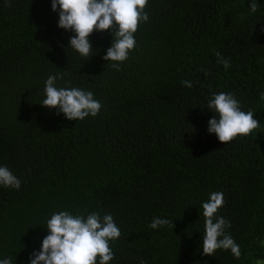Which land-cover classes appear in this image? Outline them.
I'll list each match as a JSON object with an SVG mask.
<instances>
[{
  "label": "trees",
  "instance_id": "obj_1",
  "mask_svg": "<svg viewBox=\"0 0 264 264\" xmlns=\"http://www.w3.org/2000/svg\"><path fill=\"white\" fill-rule=\"evenodd\" d=\"M251 2L149 0L117 70L103 59L111 29L89 37L88 59L69 47L75 33L58 26L52 0H0V166L21 180L0 186V260L30 264L47 221L68 211L113 216L121 236L108 264H264V0L254 13ZM52 75L58 88L91 91L100 113L69 120L43 106ZM221 92L254 113L251 135L224 144L209 133ZM213 192L239 259L203 254ZM155 217L173 223L152 229Z\"/></svg>",
  "mask_w": 264,
  "mask_h": 264
},
{
  "label": "clouds",
  "instance_id": "obj_2",
  "mask_svg": "<svg viewBox=\"0 0 264 264\" xmlns=\"http://www.w3.org/2000/svg\"><path fill=\"white\" fill-rule=\"evenodd\" d=\"M149 0H52V10L58 12V26L74 32L70 37L72 49L90 59L95 53L89 37L96 31L112 30L113 40L103 57L114 62L111 67L120 70V64L128 60L130 51L135 49V33L141 22H147L149 15L145 11ZM5 6L11 7V0H5ZM251 11H257L252 0ZM217 64L225 70L231 65L219 52L215 53ZM209 75V73H205ZM62 78V77H61ZM57 76H49L45 82V96L42 105L57 109L69 120H84L88 116L96 117L102 108L91 91L79 88H58ZM185 87H193L190 80L182 81ZM264 100V93L260 94ZM208 109L215 113L209 121V133H214L219 141L230 143L238 136H249L258 127L259 121L254 113L241 110L239 101L233 94H213ZM0 186L19 190L21 180L6 166H0ZM225 204L221 192H213L210 199L202 205L205 217V234L202 250L204 255L215 256L217 250H231L234 257H241L240 246L226 229L231 222L218 216V210ZM173 223L168 219L155 217L149 225L152 229ZM49 234L42 241V248L33 252L30 264H108L114 259L109 242L119 239L121 231L111 214L103 217L98 212L73 215L68 211L54 213L47 221ZM0 264H12L11 258L0 260ZM140 264H146L144 260Z\"/></svg>",
  "mask_w": 264,
  "mask_h": 264
}]
</instances>
